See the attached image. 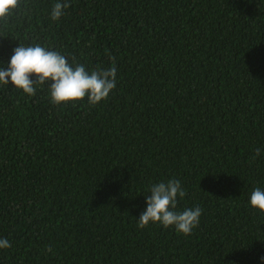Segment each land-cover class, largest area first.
Returning <instances> with one entry per match:
<instances>
[{
  "label": "trees",
  "instance_id": "1",
  "mask_svg": "<svg viewBox=\"0 0 264 264\" xmlns=\"http://www.w3.org/2000/svg\"><path fill=\"white\" fill-rule=\"evenodd\" d=\"M56 2L0 20V67L39 45L116 87L57 105L0 85V264H264V0H60L53 21ZM170 179L202 210L187 236L138 227Z\"/></svg>",
  "mask_w": 264,
  "mask_h": 264
},
{
  "label": "clouds",
  "instance_id": "2",
  "mask_svg": "<svg viewBox=\"0 0 264 264\" xmlns=\"http://www.w3.org/2000/svg\"><path fill=\"white\" fill-rule=\"evenodd\" d=\"M20 0H0V20H5L18 8ZM70 7L67 2H57L53 5L51 19L59 20L64 10ZM115 67L94 70L89 73L85 66H72L65 56L57 51H51L39 45L18 46L13 50L7 69L0 67V85L11 83L15 88L23 90L29 96H34L35 85L50 83L51 102L63 104L87 100L95 105L105 100L116 87ZM35 76V82L32 77ZM261 150L256 149V156ZM186 195L181 181L170 179L166 183L160 182L150 188V195L146 198V209L138 219V227L144 228L150 223H160L165 228L174 227L178 233L185 236L192 234L198 227L202 210L186 208L178 211V197ZM250 205L264 213V190L257 187L250 196ZM11 247L6 238H0V249ZM51 251V247L47 248ZM264 259V258H262Z\"/></svg>",
  "mask_w": 264,
  "mask_h": 264
}]
</instances>
